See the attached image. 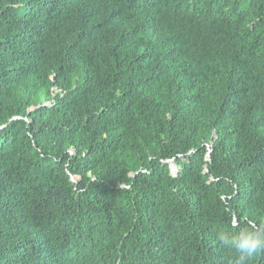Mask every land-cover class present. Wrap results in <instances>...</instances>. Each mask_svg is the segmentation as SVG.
<instances>
[{"label":"trees","instance_id":"trees-1","mask_svg":"<svg viewBox=\"0 0 264 264\" xmlns=\"http://www.w3.org/2000/svg\"><path fill=\"white\" fill-rule=\"evenodd\" d=\"M237 221L264 223V0H0V264H235Z\"/></svg>","mask_w":264,"mask_h":264},{"label":"clouds","instance_id":"clouds-1","mask_svg":"<svg viewBox=\"0 0 264 264\" xmlns=\"http://www.w3.org/2000/svg\"><path fill=\"white\" fill-rule=\"evenodd\" d=\"M232 228L238 231L235 233L222 231L218 239L224 246L238 253L235 264H245L247 259L264 252V223L250 221L247 226L241 227L237 221L232 224Z\"/></svg>","mask_w":264,"mask_h":264}]
</instances>
